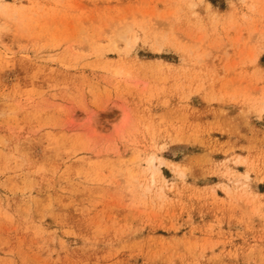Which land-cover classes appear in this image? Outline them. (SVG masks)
<instances>
[{"label": "rangeland", "instance_id": "374dc122", "mask_svg": "<svg viewBox=\"0 0 264 264\" xmlns=\"http://www.w3.org/2000/svg\"><path fill=\"white\" fill-rule=\"evenodd\" d=\"M0 264H264V0H0Z\"/></svg>", "mask_w": 264, "mask_h": 264}, {"label": "bare ground", "instance_id": "6f19581e", "mask_svg": "<svg viewBox=\"0 0 264 264\" xmlns=\"http://www.w3.org/2000/svg\"><path fill=\"white\" fill-rule=\"evenodd\" d=\"M124 33V32H123ZM167 163V162H166ZM147 164L149 166L150 169H154L155 171L159 172V169L158 167L162 164L161 160L160 159H157L155 158L154 156H150L148 159H147ZM150 177H149V186L146 187V190L148 191L150 189V185H153L154 182H155V176H154V173L152 174H149ZM159 175V174H157Z\"/></svg>", "mask_w": 264, "mask_h": 264}]
</instances>
